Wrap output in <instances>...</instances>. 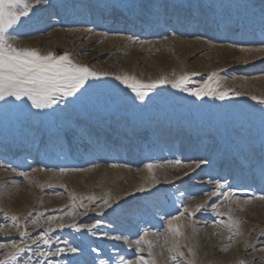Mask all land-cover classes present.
I'll return each instance as SVG.
<instances>
[{"label": "rangeland", "instance_id": "rangeland-1", "mask_svg": "<svg viewBox=\"0 0 264 264\" xmlns=\"http://www.w3.org/2000/svg\"><path fill=\"white\" fill-rule=\"evenodd\" d=\"M61 2L66 7L58 15L41 9L10 29V42L41 54L67 52L75 63L111 75L90 78L76 96L60 97L48 108L36 109L26 98L16 102L21 107L0 101V244L5 245L0 260L14 251L13 243L28 248L9 264H120V257L138 255L151 259L146 251H135L139 235L145 229L150 230L147 239L164 234L168 218L203 203L200 211L178 221L195 264H264V180L244 163L252 155L259 159L264 142V104L251 99L264 98V25L259 19L264 0ZM103 4L159 7L145 15L137 7L106 10ZM213 72L214 87L246 94L220 100L162 84L140 101L115 80L123 74L148 82L196 73L187 87L198 88ZM176 159L185 165L199 159L211 163L185 177L186 166L168 163ZM149 163L152 173L145 167ZM218 179L234 192L209 200L206 194ZM149 182L155 184L150 192L135 191ZM91 195H110L112 209L98 216L100 200L88 204ZM81 204L96 211L82 217ZM228 212L240 221L241 235L232 240L219 224L227 216L218 213ZM95 219L103 220L96 235L56 227ZM101 231L126 239H110ZM21 232L27 235L21 237ZM42 232L51 244L33 242ZM155 239L153 251L159 253L163 235ZM67 247L80 251L65 250L47 259L38 255ZM157 260L169 264L166 249Z\"/></svg>", "mask_w": 264, "mask_h": 264}, {"label": "snow or ice", "instance_id": "snow-or-ice-1", "mask_svg": "<svg viewBox=\"0 0 264 264\" xmlns=\"http://www.w3.org/2000/svg\"><path fill=\"white\" fill-rule=\"evenodd\" d=\"M66 7L61 0H0V101L4 102V105H14L16 107H21V104H16V102H22L25 98L31 102V106L36 109H43L51 107L57 103L60 97H74L85 88L90 78H99L102 76L111 75L108 72H97L92 70L85 64L75 63L71 58L70 54L65 52L62 55H55L53 52L49 51L47 54H41L35 48L28 47H17L10 42V37L8 35L10 29H15L20 26L25 19L31 20L32 17L38 16L41 9L51 10L52 15H58V9H63ZM104 9H115L120 7H137L140 9L142 14L151 15L153 9L159 7L155 4H133V5H120V4H103L101 5ZM238 7L247 8L248 5H239ZM259 19L262 25H264V3L260 5ZM206 23L209 21H205ZM229 23H233L230 19ZM240 27H244V18H240ZM85 31H91L86 29ZM243 50V49H242ZM247 62V61H245ZM175 75V74H174ZM196 75V73H185L178 75L175 79H169L165 76H161L158 79L150 80L145 82L143 80L137 79L134 75H116L115 80L120 81L122 84L126 85L135 93L136 98L140 101H144L148 96V93L155 89L158 85L171 84L173 88H183L185 91L190 92L196 97H207L212 96L220 100H225L229 95H245L246 93H241L235 91L231 88H219V86H213L217 83V73L213 72L205 81L203 86L198 88H188L187 84L190 81V77ZM14 98V99H10ZM252 100H256L261 104H264V98L253 95ZM3 105H0L2 107ZM170 164L175 166H186L187 171L183 172V176L188 177L194 175L198 169L202 166H207L211 161L206 159L190 160L187 165L181 159H176L174 161H168ZM244 163L247 164L249 170L256 174L259 172V176L264 180V142H262V150L259 159L254 155L246 157ZM149 173H152L153 164L149 163L145 165ZM62 171H65L62 169ZM76 171V169H72ZM154 179V177H153ZM175 179H181V177H175ZM212 183V181H209ZM158 183V181H157ZM155 184L149 182L147 186H140L135 189L136 192L148 193L150 189L154 188ZM227 189L226 191H222ZM234 192V189L228 184H226L223 179H218L214 182V190L211 193H207L206 196L210 200L212 197L218 195H223L225 198L229 196V193ZM126 195H131V193H126ZM264 198V197H261ZM84 199V198H82ZM88 204H91L97 200H100L98 205L99 212L97 215L103 217L107 210L112 209L113 204L111 201V196L106 197H96L94 195L86 197ZM88 204H81L80 207L85 209L79 213L80 216H87L89 212H95L96 208H89ZM204 207L203 203L196 204L189 210L187 206L184 207V211L179 213V216L184 215H194L196 212L200 211ZM215 209V205L213 206ZM31 215V214H29ZM68 215H75L74 212H69ZM218 215H226V220L219 221V224L223 226L229 233L228 239L232 240L236 236L241 235L240 232V221L234 219L230 212L228 213H218ZM179 216H171L167 220V227L165 233L161 234L159 232L154 234L153 239H147L149 234V229H145L143 234L139 235V238L135 240V251L139 253L147 252L151 259H145L143 255H138L135 259L125 260L124 257H120V264H159L157 256H163L164 251L169 253L170 261L175 262V264H180L181 260H186L187 264H195V254L193 249L189 247L187 243V236L181 230L182 225L178 223ZM13 221L17 220L16 216H12ZM177 221V223H173ZM33 224H37V221L33 220ZM103 220L95 219L91 224H63L59 223L56 225L57 228L63 229L65 227L74 229L76 232H80L82 229L86 230L93 235L97 234V230L101 228ZM53 231L49 228L48 230ZM105 237H109L108 232L101 231L99 233ZM21 237L27 235L26 232L20 233ZM163 235L164 244L160 245L161 251L155 253L153 251L157 244L155 237ZM264 235V233H262ZM183 237V240L181 239ZM110 239L122 240L126 237L122 235L111 236ZM59 240V238H57ZM42 242L44 245H49L52 243V238L47 235V233L42 232L33 241ZM65 244L68 242L65 241ZM132 241H128L129 246H132ZM5 247V245L0 244V248ZM14 251L10 252L5 256L4 260H0V264H9L10 261H16L20 253L24 252L28 246H21L13 243L11 245ZM65 250L76 253L80 251L77 247H67V248H57L54 252H39L38 255L47 259L51 256H59ZM226 250V248L224 249ZM93 252L99 251V248L92 249ZM40 264H44V261H40ZM47 264H53L51 260L47 261ZM103 264V262H101ZM240 264H244L243 261Z\"/></svg>", "mask_w": 264, "mask_h": 264}]
</instances>
